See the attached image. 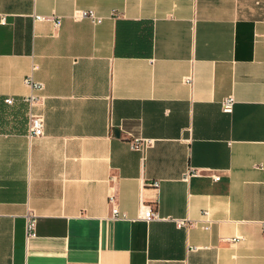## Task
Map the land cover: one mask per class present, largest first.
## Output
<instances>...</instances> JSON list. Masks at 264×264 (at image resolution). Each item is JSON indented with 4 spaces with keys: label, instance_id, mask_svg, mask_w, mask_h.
<instances>
[{
    "label": "crops",
    "instance_id": "0c3cea01",
    "mask_svg": "<svg viewBox=\"0 0 264 264\" xmlns=\"http://www.w3.org/2000/svg\"><path fill=\"white\" fill-rule=\"evenodd\" d=\"M0 15V264H264V0H0ZM26 76L43 83L31 108Z\"/></svg>",
    "mask_w": 264,
    "mask_h": 264
},
{
    "label": "built area",
    "instance_id": "2783aa9c",
    "mask_svg": "<svg viewBox=\"0 0 264 264\" xmlns=\"http://www.w3.org/2000/svg\"><path fill=\"white\" fill-rule=\"evenodd\" d=\"M70 16L73 20L88 19L92 23H99L101 20L100 16L95 15L93 11L89 9H74L71 12ZM33 19L51 20L54 26H58L59 24V18L53 16L34 14ZM0 22H4L3 15H0ZM263 44H264V37H263ZM24 83H26L30 87L31 92L28 95L22 96L21 99L22 101H25L28 104L29 108H31L41 100L42 96L40 92L43 89V83L40 81L32 80L30 76H26L24 78ZM3 101L6 104H10L13 101V97L11 96L5 97ZM232 104H233V98L231 95L224 97L219 103L220 111L223 113H230L232 110ZM42 128H43L42 114L40 112H32L29 109L27 114V124H26V133H25L26 137L31 138V137L40 136L42 133ZM150 142L151 139L135 137L128 141V146L132 150H137L143 153L144 149L150 144ZM189 173L196 175L198 171L197 169H190ZM218 177L219 176H211L212 181H216ZM147 185L150 187H156L157 182L150 181L147 182ZM112 201H113L112 197H110L109 198L110 204L112 203ZM201 215L204 218L202 221L203 223L202 228L204 230H207L210 223L206 219V212L204 211L201 212ZM110 217L111 218L117 217V211L114 207L111 209ZM138 219L147 223L156 220L157 218L155 212L152 210V208L149 205L140 202ZM173 223L175 227L179 229V228H186L188 226H192L196 222L179 219V220H173ZM261 233L264 234V222L261 224ZM24 235L26 240L31 239L35 236V217L32 215H28L25 218Z\"/></svg>",
    "mask_w": 264,
    "mask_h": 264
}]
</instances>
